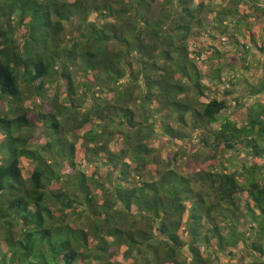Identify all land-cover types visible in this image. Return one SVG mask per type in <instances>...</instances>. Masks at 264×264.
Masks as SVG:
<instances>
[{
  "label": "trees",
  "instance_id": "obj_1",
  "mask_svg": "<svg viewBox=\"0 0 264 264\" xmlns=\"http://www.w3.org/2000/svg\"><path fill=\"white\" fill-rule=\"evenodd\" d=\"M176 1L177 15L155 8L157 0H0V264H117L120 247L130 264H213L239 248L253 256L246 264L264 263V182L256 177L263 165L184 173V152L161 161L149 146L156 135L149 120L165 112L163 132L183 141L196 131L214 150L205 159L214 168L223 149L242 144L264 160V103L249 105L244 122L226 117L230 106H242L233 82L220 98L199 101L207 87L188 58L187 36L195 13L213 10ZM94 13L100 24L89 20ZM74 20L77 35L63 43L60 34ZM19 27L21 42L14 36ZM77 62L86 77L80 91L69 69ZM60 79L66 95L59 106L47 92ZM99 86L114 92V101H101L93 90ZM252 91L263 92L264 79ZM30 96L48 99L50 109L26 107ZM87 96L92 105L82 110ZM137 100L141 121L130 106ZM40 134L44 145L30 142ZM114 134L122 139L117 151L109 147ZM81 152L95 165L87 175L78 165ZM22 159L31 163L28 177ZM70 213L82 223L73 226Z\"/></svg>",
  "mask_w": 264,
  "mask_h": 264
},
{
  "label": "rangeland",
  "instance_id": "obj_2",
  "mask_svg": "<svg viewBox=\"0 0 264 264\" xmlns=\"http://www.w3.org/2000/svg\"><path fill=\"white\" fill-rule=\"evenodd\" d=\"M73 1V0H68ZM172 4H163L160 0H157L154 7L157 9L159 7H164L166 12H172L174 15L178 14L176 0H171ZM241 0H191L190 7H196L200 2L203 3L206 7L207 4L210 5L213 12L203 10L201 12L195 13V19L190 24V34L187 36V48H188V58L191 59L197 69L200 71L199 79L201 80L202 85H206L207 90L202 98H200V102H207L208 99L212 97L220 98L222 90L226 89L229 86L230 82L234 83V87L236 90L235 96L239 97L240 103L242 106L234 107L230 106L226 112V117L230 118L232 121L236 122H244L246 120V112L248 106L259 102L264 103V91L261 93L253 94V88L258 87L261 80L264 79V18L261 21L251 20V17H248L249 25H240V23L235 24L236 19H240L248 15V12L251 11L252 5L247 2H240ZM256 2H261L260 0H253ZM252 2V1H250ZM262 4V2H261ZM174 7V8H173ZM264 8V3H263ZM232 11V15L226 14ZM224 13L219 19L216 17L217 14ZM244 15V16H243ZM260 17V16H259ZM221 20V23L219 20ZM90 21L96 20V14H91L89 16ZM72 24L66 25V29L63 33L60 34V39L63 43L70 44L71 40L77 35L75 31L76 20H74ZM100 24V23H99ZM167 30H170L173 26L167 22L165 25ZM245 27L250 29L254 36L257 38V42L262 45L261 49H257L254 47L256 44L245 41L246 37L249 34L246 32ZM25 29L18 28L15 31L14 36L21 42L23 39V33ZM243 33L246 35L244 36ZM258 35V36H257ZM244 42L248 47L241 44ZM23 43V41H22ZM20 46H23L20 44ZM251 47L253 48L250 51ZM258 47V46H257ZM116 50V49H115ZM244 57V59H243ZM246 67V68H245ZM69 69L73 71V80L75 82L76 88L80 91L83 87L82 80L85 79L83 75L78 71L80 69L79 63H75L70 66ZM78 71V72H77ZM219 73V79H216L215 76ZM127 76L122 80L123 83L128 84ZM63 79L58 80L55 83L49 84L48 90V99H52L53 96H57L58 105L60 106L63 98L66 95L65 87L63 86ZM58 83H61L59 86ZM141 92H146L147 86L141 80L140 81ZM93 90H96V96L100 98L101 101H114V92H108L106 88L94 87ZM139 90H137L134 94L135 96L139 94ZM90 95V94H88ZM48 99H43L39 97L30 96L29 100L25 102L26 107H30L33 111H41L46 112L50 109V104ZM92 98L87 96L84 103L82 102V110L86 107H90L92 105ZM34 102L35 106L31 103ZM138 100L135 103L130 104L131 109L135 112L136 120H143L142 109L138 106ZM3 107V102L0 101V109ZM147 114L153 112V109L156 107V103L152 101L151 103L146 105ZM36 108V109H35ZM5 109V107H4ZM152 114V113H151ZM162 113L154 114L152 118L149 120L150 123H154V127L156 130V135L149 142V146L152 147L156 151V155L158 154V159L161 161H167L169 156L173 152H184L185 157L180 163V172L184 173H192L195 171H206L211 170L212 168L215 170H223L226 168L227 171H238L240 172L242 169V165H263L264 160L260 158H252L249 156V149L242 145H236L233 152L228 151L226 148L222 150L221 157L222 165L219 167H213L214 161L213 159L205 162L206 156H214V150L210 146H204L199 140L196 131L191 132V138L185 139L183 141H173L168 135H166L161 129V120ZM35 116L34 113H31L29 117ZM165 121L169 122L172 126H176L174 121L171 118H165ZM223 118H220L216 123H214L210 128L218 129ZM40 130V129H39ZM212 139V138H211ZM121 135L114 134L112 141L109 145L110 149L113 151H117L122 147ZM31 143L38 142L40 145L45 144V139L42 134L39 136H33L30 139ZM81 140H78L76 143V148L80 147ZM189 155V157H188ZM78 165L79 168L84 171V173L89 174L94 168L95 165H92L87 162V158L81 152L79 155ZM194 157H196L194 159ZM213 163V164H212ZM98 166V165H97ZM21 168L24 177H28L31 172V163L27 159L21 160ZM158 168V167H157ZM103 169V167H101ZM150 169L156 171V165H151ZM212 169V170H213ZM69 171L68 168H64V172ZM102 174V176H100ZM104 177L105 175L101 172L98 173V179L100 177ZM113 177V176H112ZM256 177L260 179L261 182H264V171L262 174L256 173ZM56 189L54 186L50 188ZM99 192L100 191H96ZM240 202L243 205V200L246 198V193L240 195ZM73 226H78L81 222V219H77L73 217L70 213V216L66 218ZM75 220V221H74ZM252 234L254 230H251ZM5 247L1 245V249L4 250ZM240 249V248H239ZM236 249V253L234 256H229L228 254H219L218 260L212 258L213 264H243L249 263L252 260L253 256H250L248 252H245L244 249L241 250ZM113 260L117 264H130V260L124 258V247H120L114 250ZM183 252L185 255H188V248L184 247ZM264 264V263H262Z\"/></svg>",
  "mask_w": 264,
  "mask_h": 264
},
{
  "label": "flooded vegetation",
  "instance_id": "obj_3",
  "mask_svg": "<svg viewBox=\"0 0 264 264\" xmlns=\"http://www.w3.org/2000/svg\"><path fill=\"white\" fill-rule=\"evenodd\" d=\"M244 1L247 2V3H250L251 5L253 4L251 11L248 12V14H249L248 17H251L250 18L251 20L253 19V20L261 21L264 18V8H263L264 0H260L262 2V4H261V2H256V1H253V0H241L240 2L243 3ZM250 1H252V2H250ZM248 17H246V16L242 17V15H241L240 19L239 18L236 19L235 24L240 23V25H242V24L243 25H249V23H248L249 18ZM246 32L249 34V36L246 37L245 41L247 42V40H248L249 44L250 43H254V44H256L254 47H256L257 49H261L262 45H260L257 42L256 36L251 34L252 31L250 29L248 30V28L245 27V34H246ZM245 34L243 33L244 36H246ZM241 44L245 45L246 47H248V45H249V44L246 45L244 42H241ZM252 50H253V48L251 47L250 51H252Z\"/></svg>",
  "mask_w": 264,
  "mask_h": 264
}]
</instances>
